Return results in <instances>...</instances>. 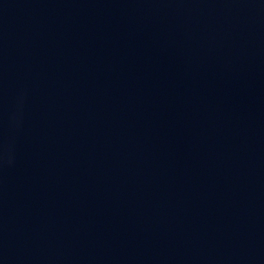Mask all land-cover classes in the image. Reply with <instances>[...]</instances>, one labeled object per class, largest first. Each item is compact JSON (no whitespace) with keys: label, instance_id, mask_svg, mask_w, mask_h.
Here are the masks:
<instances>
[{"label":"water","instance_id":"95a60500","mask_svg":"<svg viewBox=\"0 0 264 264\" xmlns=\"http://www.w3.org/2000/svg\"><path fill=\"white\" fill-rule=\"evenodd\" d=\"M0 264H264V0H0Z\"/></svg>","mask_w":264,"mask_h":264}]
</instances>
